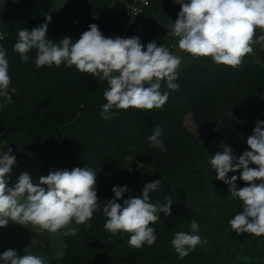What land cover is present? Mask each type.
<instances>
[{
  "label": "trees",
  "instance_id": "obj_1",
  "mask_svg": "<svg viewBox=\"0 0 264 264\" xmlns=\"http://www.w3.org/2000/svg\"><path fill=\"white\" fill-rule=\"evenodd\" d=\"M111 1L68 0L67 9L75 11L85 5L99 16L96 24L106 37L138 36L145 46L155 40L182 60L175 81L179 89L170 90L161 81V93H169L163 108L113 109L119 114L111 121L100 116L106 103L103 93L109 87L106 80L64 64L37 68L36 49L29 51L26 63L14 51L18 35L14 28L31 30L48 15L52 20L47 37L52 42L59 43L65 36L77 40L63 28L67 16L52 14L47 0L9 2L3 7L10 14L3 18L0 32L5 39L0 45L9 62L12 102L0 111V145L4 152L12 148L16 161L38 157L34 173L38 183L50 170L92 169L97 173L100 202V209L88 221L91 228L73 222L76 235L64 236L61 231V254L56 253L49 233L38 229L30 251H17L18 255H41L46 264H259L264 257V235L232 230L229 221L243 210V202L231 195L229 185L216 179L209 160L225 146L238 158L249 150L247 138L256 122L264 121V42L254 43V52L244 58L242 67L233 69L214 63L211 57L176 51L172 44L178 40L167 35L180 11L173 0H149L140 15L141 34L128 36L121 33V6H111ZM261 34L257 29L256 36ZM186 117L197 133L187 126ZM157 126L162 129L159 139L166 151L152 147L148 139ZM227 175L239 176L240 171ZM157 179L161 185L150 193V202L162 205L171 197V215L160 213V219L150 225L155 229V244L132 248L129 233L113 235L104 228L103 203L114 198V186L127 185L123 199H128ZM236 183L238 188L245 186L242 180ZM192 220L199 224L196 234L207 244H198L181 259L171 241L176 232L192 234ZM14 232L9 226L0 228V254L15 250L10 241Z\"/></svg>",
  "mask_w": 264,
  "mask_h": 264
},
{
  "label": "clouds",
  "instance_id": "obj_2",
  "mask_svg": "<svg viewBox=\"0 0 264 264\" xmlns=\"http://www.w3.org/2000/svg\"><path fill=\"white\" fill-rule=\"evenodd\" d=\"M180 5V11L168 36L178 38V48L193 57H211L214 63L241 68L247 55L254 52V43L264 42V0H173ZM96 17H94L95 19ZM52 17L28 30H18V40L14 44L22 62H28V53L37 50L35 65L73 67L100 80H106L109 87L103 96L100 116L111 121L118 116L117 110L151 111L166 104L169 93H161V81L170 90H178L177 72L182 63L181 57L174 55L166 45H158L155 40L145 46L140 37H106L97 24L89 25L79 39L63 37L53 43L47 37L48 25ZM259 29L261 35L256 36ZM5 34L0 32V41ZM6 50L0 45V111L12 102L9 94L11 77ZM162 129L157 126L148 137L152 147L166 151L159 139ZM249 150L238 158L233 150L225 146L209 160L216 172V179L229 185L233 197L243 202V210L229 221L236 233H249L257 237L264 235V121H257L253 134L248 136ZM12 148L0 153V228L10 222L20 225L31 224L40 231L51 234L61 232L64 236L76 235V225L88 223L93 213L100 209L96 184L97 173L90 168L74 167L71 170H50L46 176L34 184L31 176L21 173L14 187H9V176L16 165ZM240 171V175L228 177L229 172ZM245 182L237 187V180ZM161 185L159 179L144 185L142 193L123 199L129 191L127 185L114 186V198L103 203L106 216L104 228L111 234L129 233L128 244L139 249L145 244L156 243L155 224L160 213L171 215V197L166 203L150 202V193ZM123 203H119V200ZM199 224L191 221V233L176 232L171 241L175 252L183 259L198 244H207L196 234ZM3 264H46L45 258L36 254L18 255L14 249L0 254Z\"/></svg>",
  "mask_w": 264,
  "mask_h": 264
},
{
  "label": "built area",
  "instance_id": "obj_3",
  "mask_svg": "<svg viewBox=\"0 0 264 264\" xmlns=\"http://www.w3.org/2000/svg\"><path fill=\"white\" fill-rule=\"evenodd\" d=\"M121 6V13L118 17L120 23L123 24L121 33L124 36L129 34L140 35V15L145 11L146 7L149 5V0H112L111 6ZM94 17H96L94 19ZM99 16L88 10H81L75 14L67 16L63 28L70 31V33L79 39L80 35L88 30L89 25L92 23H97ZM175 38V37H174ZM178 40V38H175ZM177 50L178 41L172 44ZM180 50V49H179Z\"/></svg>",
  "mask_w": 264,
  "mask_h": 264
},
{
  "label": "rangeland",
  "instance_id": "obj_4",
  "mask_svg": "<svg viewBox=\"0 0 264 264\" xmlns=\"http://www.w3.org/2000/svg\"><path fill=\"white\" fill-rule=\"evenodd\" d=\"M177 51V49H176ZM178 51H180L178 49ZM187 126L197 133V130L194 127V124L191 122L189 117L185 119ZM16 161V165L13 167L11 175L12 178L9 177V187H14L18 181V177L21 173L27 172L34 184H38V181L34 178V173L38 169V157L32 156L27 158L24 162ZM7 226L11 227L15 232V235L11 236L10 241L14 244L15 250L18 252H29L32 242L34 241V234L38 230V228L32 226L31 224L20 225L14 222H10ZM48 232V231H47ZM49 233V232H48ZM50 239L53 242L55 251L57 254H61V251L64 247V241L61 235V232H57L55 234L49 233ZM109 264V263H104Z\"/></svg>",
  "mask_w": 264,
  "mask_h": 264
},
{
  "label": "crops",
  "instance_id": "obj_5",
  "mask_svg": "<svg viewBox=\"0 0 264 264\" xmlns=\"http://www.w3.org/2000/svg\"><path fill=\"white\" fill-rule=\"evenodd\" d=\"M25 1L28 0H0V29H1V25L2 23H4L3 18L4 15L6 14L7 16L10 14L8 11L4 13V5L6 3H15V4H20V3H24ZM38 1H42V0H38ZM48 1V7L51 11L52 14H54L55 16H70L72 14H75L81 10H88L87 6L83 5L80 6L79 8H77L75 11H68L67 9V1L68 0H47ZM17 32L20 28L16 29L14 28ZM18 40V35L16 36L15 41ZM54 43V42H53ZM1 44V41H0ZM3 151L2 146L0 145V153ZM259 264H264V257L260 258L259 260Z\"/></svg>",
  "mask_w": 264,
  "mask_h": 264
}]
</instances>
